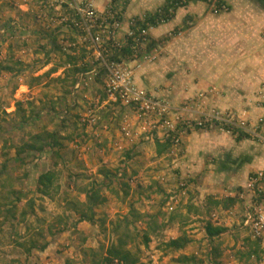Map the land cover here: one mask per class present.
Wrapping results in <instances>:
<instances>
[{
	"label": "rangeland",
	"instance_id": "1",
	"mask_svg": "<svg viewBox=\"0 0 264 264\" xmlns=\"http://www.w3.org/2000/svg\"><path fill=\"white\" fill-rule=\"evenodd\" d=\"M82 1L121 27L87 36L66 0H0V264H93V254L101 256L124 232L146 264H264V235L252 225L264 214V177L254 180L264 167L245 181L222 168L240 161L226 156L240 131L249 134L241 149L264 145V115H254L264 107V81L249 85L254 96L243 91L234 105L217 104L223 94L216 78L236 71L223 63L231 43L221 45L231 40L221 25L233 0L179 7L170 21L148 29L136 56L119 50L128 26L166 0ZM119 58L136 86L172 107L168 114L111 96L105 64ZM217 113L233 124L217 122ZM47 132L61 145L42 152L27 146ZM169 138L167 151L157 153L156 141ZM50 170L55 188L45 195L38 178ZM91 191L104 202L92 220H82L76 208L87 209ZM228 197L234 204H215ZM207 221L227 230L210 241ZM180 235L190 239L183 249L166 246ZM183 255L194 259L181 262Z\"/></svg>",
	"mask_w": 264,
	"mask_h": 264
},
{
	"label": "crops",
	"instance_id": "2",
	"mask_svg": "<svg viewBox=\"0 0 264 264\" xmlns=\"http://www.w3.org/2000/svg\"><path fill=\"white\" fill-rule=\"evenodd\" d=\"M231 3V11L223 16L221 25V31L226 35L231 33V40L221 45L224 47L231 43L228 47L233 48V54L230 56L231 60L228 58L229 61L221 58L223 63L232 62L231 69L236 71L222 72L219 78H216V81H221L220 91L223 94V97L218 98L217 104L223 109L234 105L232 98L243 91L254 96L258 82L264 81V0H233ZM217 53V56L223 54L218 51ZM234 66H238L237 69ZM241 66H244L245 70L241 69ZM240 82L244 83V89L240 88ZM251 83L255 85L254 88L249 86ZM256 114L264 115V107L255 108L254 115ZM245 142L232 139L227 144V159L232 163L240 160L236 166L227 163L228 161L222 165L223 170H227V175L234 180L242 176L245 181L250 172H257L264 167V145L249 143V148L243 150L241 145Z\"/></svg>",
	"mask_w": 264,
	"mask_h": 264
},
{
	"label": "trees",
	"instance_id": "3",
	"mask_svg": "<svg viewBox=\"0 0 264 264\" xmlns=\"http://www.w3.org/2000/svg\"><path fill=\"white\" fill-rule=\"evenodd\" d=\"M192 0H166L165 3L158 8L154 13L149 14L144 20L138 21V26L140 29H148L149 27H156L161 22H168L174 16L176 10L179 7H184L189 4ZM222 0L219 1L221 3ZM132 38H130L125 46H123L120 51L123 55H127L132 53ZM117 61H120L117 59ZM22 64V63H21ZM8 70H12V67L7 66ZM249 134L240 131L237 136V140H241L243 138H248ZM44 141V142H43ZM50 145L52 147L60 146L58 138L54 133H46V134H35L32 137V142L28 143L27 146L33 147L38 151H44L45 146ZM157 145V153L162 154L167 151L169 146L171 145L170 138L161 142L160 140L156 141ZM105 175H109L111 172L109 170H105ZM55 180L56 173L54 171H46L43 172L38 178L39 189L45 195H51V192L55 188ZM235 197H228L225 201H215L216 205L223 204L224 207H227L231 204H234ZM104 202L100 197L98 191H91L87 194V201L84 202L86 206V210H79L76 208L77 212L80 213V219L82 220H92L94 214V208L100 203ZM227 230L226 226L214 224L212 221H207L205 223V232L210 241L214 238L220 236ZM123 236H118L115 242H112L102 253L101 256L97 255L96 252L92 256L93 264H146L141 262L138 255L133 252L130 248H128V244L130 243L131 235L129 233H122ZM144 243L147 244L150 240L149 236L145 234ZM190 239L186 235H180L176 238H172L166 242V246L168 248L174 250L183 249L188 243ZM251 253L256 252V248L251 250ZM189 259H194V256H179L178 260L181 262H187Z\"/></svg>",
	"mask_w": 264,
	"mask_h": 264
},
{
	"label": "built area",
	"instance_id": "4",
	"mask_svg": "<svg viewBox=\"0 0 264 264\" xmlns=\"http://www.w3.org/2000/svg\"><path fill=\"white\" fill-rule=\"evenodd\" d=\"M67 3L74 9L76 21L74 22L75 27L89 36L96 28L108 27V31L115 33L120 27L121 23L118 19L111 16L110 20L103 21L97 10L90 4V2H84L80 0H66ZM221 7V6H219ZM150 28V27H149ZM148 28V29H149ZM148 29H140L138 26V21H133L130 26H128L127 32V42L132 38L133 46L131 55L136 56V51L139 48L142 41L146 38ZM127 42L120 46L119 50L127 44ZM113 61L112 66L105 64L107 69H109L108 78H106V87L111 96H116L120 94L123 98H126L127 102H132L138 106L141 110H151L157 112L159 115L164 116L171 111V106L164 100L155 99L150 96L147 91L143 88L136 86L132 80V71L127 68H122V64L126 63L121 61ZM213 118L220 122L221 124H233V117L220 116V113L213 115ZM167 125H170L169 121H166ZM227 132L233 131L230 128L225 129ZM264 177L263 172H257L254 177L255 181L262 179ZM252 225L255 233L258 236L264 235V214L258 213L255 218L252 219Z\"/></svg>",
	"mask_w": 264,
	"mask_h": 264
}]
</instances>
